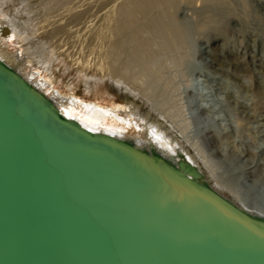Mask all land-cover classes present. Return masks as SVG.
Listing matches in <instances>:
<instances>
[{
  "label": "water",
  "instance_id": "1",
  "mask_svg": "<svg viewBox=\"0 0 264 264\" xmlns=\"http://www.w3.org/2000/svg\"><path fill=\"white\" fill-rule=\"evenodd\" d=\"M62 117L0 62V264H264V221Z\"/></svg>",
  "mask_w": 264,
  "mask_h": 264
},
{
  "label": "bare ground",
  "instance_id": "2",
  "mask_svg": "<svg viewBox=\"0 0 264 264\" xmlns=\"http://www.w3.org/2000/svg\"><path fill=\"white\" fill-rule=\"evenodd\" d=\"M184 1L196 0H0V62L65 119L171 165L183 159L212 192L264 221V209L218 179L190 137L183 105L174 110L155 102L145 75L137 77L139 66L148 74L158 65L155 47L182 46L181 32L166 21L174 24Z\"/></svg>",
  "mask_w": 264,
  "mask_h": 264
},
{
  "label": "rangeland",
  "instance_id": "3",
  "mask_svg": "<svg viewBox=\"0 0 264 264\" xmlns=\"http://www.w3.org/2000/svg\"><path fill=\"white\" fill-rule=\"evenodd\" d=\"M196 1L180 3L176 24L166 21L182 48L155 47L164 60L136 74L155 102L183 105L218 179L264 209V0Z\"/></svg>",
  "mask_w": 264,
  "mask_h": 264
}]
</instances>
